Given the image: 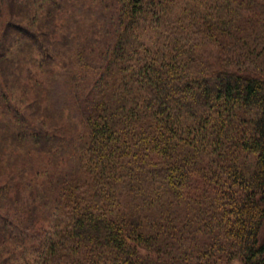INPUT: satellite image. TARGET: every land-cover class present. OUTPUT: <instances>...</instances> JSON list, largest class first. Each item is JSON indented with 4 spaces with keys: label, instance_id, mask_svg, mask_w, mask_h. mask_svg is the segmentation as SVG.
<instances>
[{
    "label": "trees",
    "instance_id": "16d2710c",
    "mask_svg": "<svg viewBox=\"0 0 264 264\" xmlns=\"http://www.w3.org/2000/svg\"><path fill=\"white\" fill-rule=\"evenodd\" d=\"M264 0H0V264H264Z\"/></svg>",
    "mask_w": 264,
    "mask_h": 264
},
{
    "label": "rangeland",
    "instance_id": "374dc122",
    "mask_svg": "<svg viewBox=\"0 0 264 264\" xmlns=\"http://www.w3.org/2000/svg\"><path fill=\"white\" fill-rule=\"evenodd\" d=\"M262 235H264V228L262 230ZM219 264H238V261H234V262L224 261V262H220Z\"/></svg>",
    "mask_w": 264,
    "mask_h": 264
}]
</instances>
